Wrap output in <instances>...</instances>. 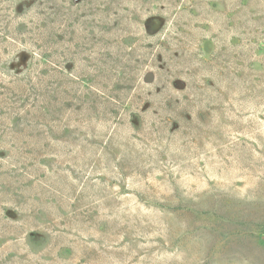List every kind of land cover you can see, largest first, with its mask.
Listing matches in <instances>:
<instances>
[{"label": "rangeland", "instance_id": "rangeland-1", "mask_svg": "<svg viewBox=\"0 0 264 264\" xmlns=\"http://www.w3.org/2000/svg\"><path fill=\"white\" fill-rule=\"evenodd\" d=\"M0 264H264V0H0Z\"/></svg>", "mask_w": 264, "mask_h": 264}]
</instances>
